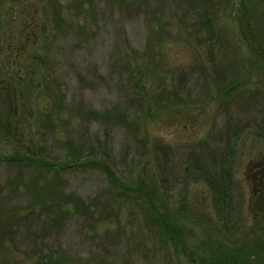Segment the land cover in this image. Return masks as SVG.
Wrapping results in <instances>:
<instances>
[{
    "label": "rangeland",
    "instance_id": "obj_1",
    "mask_svg": "<svg viewBox=\"0 0 264 264\" xmlns=\"http://www.w3.org/2000/svg\"><path fill=\"white\" fill-rule=\"evenodd\" d=\"M59 1L67 17L60 25L53 0H0V89L23 62L8 61L12 49L25 46V56L37 47L43 57L35 93L29 73L18 87L15 133L0 126V207L22 215L0 230V264H32L42 240L45 252L62 250L76 264H264V216L253 207L263 188L264 58L247 38L264 35V0ZM33 30L40 33L35 46L27 39ZM139 77L157 105L138 102ZM45 81L64 94L55 132L37 125L52 105L37 96ZM174 88L176 98L167 95ZM80 106H118L131 124L109 128L86 119ZM108 132L118 183L95 167L63 170L60 190L82 198L91 214L71 215L56 232L36 237L49 215L27 209L35 171L7 159L41 143L59 167L71 158L67 139L85 156ZM238 132L232 215L223 226L209 187L184 172L194 155L216 174L219 154ZM165 220L178 229L175 238Z\"/></svg>",
    "mask_w": 264,
    "mask_h": 264
},
{
    "label": "trees",
    "instance_id": "obj_2",
    "mask_svg": "<svg viewBox=\"0 0 264 264\" xmlns=\"http://www.w3.org/2000/svg\"><path fill=\"white\" fill-rule=\"evenodd\" d=\"M56 5L55 16L56 23L58 25L64 24L67 21V17L62 12V5L59 0H53ZM91 4V3H89ZM60 7V8H59ZM244 18H247L246 10L241 12ZM206 23H212L210 17L205 18ZM39 32L33 30V32L27 36V39L32 37V45L35 46L38 43ZM248 40L252 41V49L258 57L261 59L264 58V35L256 34L250 32L247 36ZM25 47V46H24ZM23 45L18 46L11 51L9 62H20L18 68L13 69V72L10 75V79L5 85L0 89V126L4 127L8 132L12 133L16 130L15 122L19 117V108L17 103V97L20 98V92L18 87L21 85L22 81L26 78L25 75L28 73L32 77V95L35 93V89L38 86L39 79L37 76V70L43 62V57L39 56V50H32V52L27 53L25 56L23 51L25 48ZM183 76V75H182ZM223 76L218 72L216 82L221 85ZM41 80H45L41 77ZM142 78L139 77L137 81V90L138 92V102H156L159 103V97H152L150 95L149 89L144 83L141 82ZM181 80V81H180ZM180 85L183 84L184 77L180 78ZM44 86L46 87L45 93L40 89L39 94H43L52 104L49 111H40L37 118V125L40 129H43V132L52 131L55 132V115L60 116L63 110V99L64 94L62 89L56 91V88L52 86L51 82L45 81ZM178 88H174L167 92V95L172 94L175 98ZM18 95V96H17ZM22 99V96H21ZM33 99V96H32ZM158 100V101H157ZM181 106V105H180ZM166 109H173L177 107V104H171L166 106ZM80 110L83 112V115L88 120H97L101 123L107 125L109 128L114 125H127L131 124L128 119V112L118 106H114L112 109H108L104 112L85 109L80 106ZM34 114H32V117ZM13 125V126H12ZM45 135V133H43ZM238 133L232 135V139L229 138L228 149L226 152L220 153V161L216 174H211L208 169L202 166L201 161L197 156H191L190 161L187 163L185 169V177L188 179H193L194 182L201 181L204 182L211 191V203L214 209L215 216L219 222L224 225L227 224L231 215H232V202H233V185H234V176H233V164L235 162V146ZM258 135L264 138V126L258 131ZM67 147L69 148L71 158L68 162L56 163L50 158V155L46 154V146L44 144H32V152H21V150L16 151L14 154H11L7 159L10 163L16 164L20 170L25 168H32L35 171V175L32 178V205L27 209L32 210L34 213L37 208H40L42 211L47 212L49 215L46 225L41 229L40 235L36 237L43 238L46 232L57 231L64 224L65 220L71 215L80 214V215H90L91 208L90 206L79 196L69 193H64L61 191V172L68 170L70 166H83V167H95L102 169L110 178L112 184L116 185L119 181V177L114 170L111 159V136L110 132L105 134L104 139L98 138L95 140L96 149L91 148L89 154L82 156V148L75 143L72 139H67ZM157 151V150H156ZM264 173L259 175L257 183L264 185L263 183ZM128 188V187H127ZM148 196V201L153 206L154 198L144 192ZM0 194L2 191L0 190ZM258 213V212H257ZM264 216V213H259ZM22 218L20 210L17 208H12L10 210H3L0 207V230L4 227L5 224L12 225L11 222H18ZM11 221V222H10ZM162 226L171 234V238H175L178 234V229L173 225H170L168 221H163ZM4 233V232H3ZM2 233V234H3ZM0 231V244L5 238V235L2 236ZM34 238V236H32ZM35 237V238H36ZM36 252L32 255V264H76L71 261L68 255L64 251L45 252L44 241H41V244L37 242Z\"/></svg>",
    "mask_w": 264,
    "mask_h": 264
},
{
    "label": "water",
    "instance_id": "obj_3",
    "mask_svg": "<svg viewBox=\"0 0 264 264\" xmlns=\"http://www.w3.org/2000/svg\"><path fill=\"white\" fill-rule=\"evenodd\" d=\"M263 183H264V178H263ZM253 207L256 210V212L264 213V186L256 195L255 200L253 202Z\"/></svg>",
    "mask_w": 264,
    "mask_h": 264
},
{
    "label": "flooded vegetation",
    "instance_id": "obj_4",
    "mask_svg": "<svg viewBox=\"0 0 264 264\" xmlns=\"http://www.w3.org/2000/svg\"><path fill=\"white\" fill-rule=\"evenodd\" d=\"M264 186V185H263Z\"/></svg>",
    "mask_w": 264,
    "mask_h": 264
}]
</instances>
